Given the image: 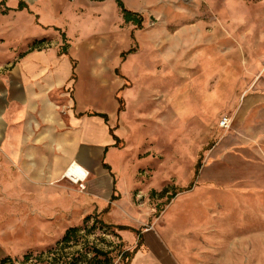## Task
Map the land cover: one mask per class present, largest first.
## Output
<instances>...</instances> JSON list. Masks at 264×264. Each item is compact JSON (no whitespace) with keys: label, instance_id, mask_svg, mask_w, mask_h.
<instances>
[{"label":"rangeland","instance_id":"374dc122","mask_svg":"<svg viewBox=\"0 0 264 264\" xmlns=\"http://www.w3.org/2000/svg\"><path fill=\"white\" fill-rule=\"evenodd\" d=\"M94 3L91 0L90 4ZM90 4L86 0H0V61L12 59L30 37L50 30L61 39L60 50L67 49L65 33L50 25L65 26L76 41L90 36L94 31L85 22L98 10ZM157 10L161 15L153 32L160 40L163 54L169 50L167 42L171 39L203 44L192 47L193 50L177 48L176 55L181 61L177 63L175 104L170 101L174 78L169 62L157 63L162 71L160 77H146L143 73L123 75L120 69L115 70L125 86L116 96L122 117L116 127L121 130L120 137L112 151L116 155L111 169H97L107 180L106 185L113 179V200L105 191L95 188L94 171L86 181L74 182L64 174L38 173L41 170L37 168L38 161L32 159L31 167L27 168L24 160L10 158L9 150L0 149V260L9 258L5 264H42L43 259L34 257L54 246L68 228L75 226L89 229L80 247L86 242L105 250L116 246L111 253L112 264H126L117 250H132L139 242V232L142 245L131 261L141 252L157 249L156 245L162 241L168 244L170 233L184 228L185 223L192 225L190 231L199 254L202 242L216 234L218 153L234 150L238 135L235 130L238 108L232 102L234 92L237 90L243 98L252 88L264 91V26L257 25L264 19V0H162ZM79 15L84 25L80 31L81 22L76 20ZM147 22L148 26L155 25L152 20L145 22L143 17L142 26L133 24V28L143 29ZM52 43L53 38H48L39 47ZM136 44L132 36L133 50H137ZM202 49L218 62L208 63L209 72L203 76L205 72L201 69L194 73V78L204 82L205 91L223 97L220 109L204 117L200 110L188 114L180 107L185 99L186 62ZM218 65L221 72L216 68ZM88 67L89 63L80 62L79 76L83 79ZM241 77V86L236 87V78ZM99 86L103 96L98 104L101 101L109 106L107 86ZM224 116L230 119L228 128L219 125ZM198 162L200 167L193 187L172 196L191 182ZM259 196L264 201V195ZM204 197L213 201L203 204ZM117 225L127 229L118 230L114 227ZM250 227L257 228L259 235L260 254L255 256V264H264L262 206L256 222L242 224L241 231ZM149 236L154 246L147 244ZM27 253L33 254L32 258L24 260ZM245 257L250 260L249 254ZM195 259L198 260L194 264H202L200 257ZM155 261L152 257L151 262Z\"/></svg>","mask_w":264,"mask_h":264},{"label":"crops","instance_id":"0c3cea01","mask_svg":"<svg viewBox=\"0 0 264 264\" xmlns=\"http://www.w3.org/2000/svg\"><path fill=\"white\" fill-rule=\"evenodd\" d=\"M86 1L91 3V0ZM121 1L127 9L142 15L145 22L152 20L155 25L148 26L147 22V27L135 29L131 22L123 20L116 0H94V5H90L97 6L98 10L93 12L91 20L84 21L94 31L90 36L76 41L65 26L50 25L65 33L67 53L60 52L61 39L54 30H50L47 34L30 37L27 45L12 59L0 61V67L8 66L5 71L0 70V149L9 150L10 158L24 160L27 168L31 167L32 159L38 161L37 168L41 169L38 173L42 174L66 176V170L76 162L89 175L95 172V188L99 192L105 191L110 200L115 197L113 179L109 186L108 183L106 185L107 180L97 169L110 170L115 159L113 149L116 142L110 128L120 137L121 130L116 127L121 110L116 96L120 90L123 92L125 86L123 78L115 70L120 69L123 75L143 73L146 77H160L162 71L157 63L169 62L174 78L173 86H170V101L175 104L177 63L181 61L176 55L177 48L203 47L202 42L194 44L192 40L180 42L171 39L167 42L169 50L163 54L160 40L153 32L161 15L157 8L162 0ZM76 20L81 22L78 25L80 31L84 27L82 16H77ZM263 21L257 22L258 27L264 26L261 24ZM132 36L137 42V50L130 52ZM41 38H53L54 44L27 51L33 40ZM80 62L89 63L86 79L79 76ZM211 62H218V59L204 49L186 62L185 99L180 107L188 114L200 110L204 117L220 109L222 94L205 91L204 82H197L194 78V73L201 69L205 76ZM146 63L151 66L146 67ZM216 68L221 72L219 65ZM238 79L236 87L241 86L242 77ZM101 85L107 86L109 106L101 101L98 104L103 93L97 86ZM251 91L246 92L243 98L240 92H234L232 102L238 108L235 149L218 153L216 234L210 236L208 233L199 254L190 231L192 225L185 223L180 230L171 228L175 233H170L168 244L159 242L157 249L141 252L131 261L142 245L140 242L129 264H194V260H198L196 257L202 259V264L256 263L255 256L260 254L257 228L241 231L242 224L256 222L259 206L264 208V201L259 196L264 195V91L259 88ZM94 113L106 114L108 121ZM109 152L110 159H107ZM76 171L80 173L79 169ZM198 172L195 169L191 182L179 190L191 189ZM191 184L192 187L186 189ZM201 201L208 205L213 200L204 197ZM119 226L114 227L127 229ZM153 241L149 236L147 244L154 246ZM248 254L250 260L245 257ZM152 257L157 261L151 262Z\"/></svg>","mask_w":264,"mask_h":264},{"label":"trees","instance_id":"16d2710c","mask_svg":"<svg viewBox=\"0 0 264 264\" xmlns=\"http://www.w3.org/2000/svg\"><path fill=\"white\" fill-rule=\"evenodd\" d=\"M102 1V0H97ZM118 7L121 10L123 20L125 22H131L132 24L136 25L138 28L142 26L143 17L137 12L131 11L127 9L123 2L121 0H116ZM64 38V33H63ZM47 41V38H41V39H35L33 40L27 48V51L33 50L35 48H38L41 44L45 43ZM133 49L131 48L130 52ZM61 53H67V49H63L60 51ZM74 77V76H73ZM121 110V109H120ZM104 118L105 122L108 121V117L106 114H96ZM110 133L115 139V142L117 143L119 141V138L114 134V130L110 128ZM115 143V144H116ZM104 167L109 168L107 164H103ZM196 173L198 172V168L200 167V163H197L196 166ZM192 187V184L187 187L186 189H189ZM178 191H174L172 196L176 195ZM111 199H114L112 196ZM101 225H104L100 221ZM96 227V222L93 225V228ZM120 229H124L126 227L119 226ZM89 232V229H87L84 226H75L68 228L63 237L55 243L54 246L50 247L46 251H42L39 254H37L34 258L39 260H42V264H112L113 263V257L111 256V253L114 252L117 248L116 246H110L109 249L105 250L104 248L98 246V244H95L92 242L90 245L89 242H86L82 247H80V244L83 239L87 238V233ZM139 242L138 245L133 249H118L119 256L121 259L126 261V264H129L131 258L137 251L140 242H141V233L139 232ZM86 241V240H85ZM69 250V251H66ZM31 253H27L24 255V260H28L32 258ZM9 258H4L0 260V264H5V262Z\"/></svg>","mask_w":264,"mask_h":264},{"label":"bare ground","instance_id":"6f19581e","mask_svg":"<svg viewBox=\"0 0 264 264\" xmlns=\"http://www.w3.org/2000/svg\"><path fill=\"white\" fill-rule=\"evenodd\" d=\"M76 168L79 169V172L81 173V175H80V173H78V171H76L77 170ZM88 174L89 173L87 172V170L82 168L76 162H73L71 168L66 170V176L69 177L74 182H79L78 178H81L82 182L86 181L88 178Z\"/></svg>","mask_w":264,"mask_h":264},{"label":"built area","instance_id":"2783aa9c","mask_svg":"<svg viewBox=\"0 0 264 264\" xmlns=\"http://www.w3.org/2000/svg\"><path fill=\"white\" fill-rule=\"evenodd\" d=\"M219 125L222 128H228L229 125H230V119H229V117H227V116L222 117L221 120H220Z\"/></svg>","mask_w":264,"mask_h":264}]
</instances>
